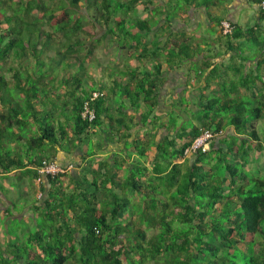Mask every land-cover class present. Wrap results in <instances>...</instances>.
Here are the masks:
<instances>
[{
  "label": "trees",
  "instance_id": "16d2710c",
  "mask_svg": "<svg viewBox=\"0 0 264 264\" xmlns=\"http://www.w3.org/2000/svg\"><path fill=\"white\" fill-rule=\"evenodd\" d=\"M160 1L163 4L157 5V0H0V180L9 181L13 169L36 178L37 167L50 160L49 151L75 149L89 127L101 126L103 119L112 131L126 129L127 134L120 137L128 140L134 117L127 124L124 100L135 111L144 106L142 125L150 123L156 128L153 111L164 83L159 57L165 55L172 69L195 59L200 51L184 34H171L173 19H185L189 9L208 10L216 2L224 5L232 0ZM247 1L258 6L259 21L252 27L211 18L219 30L222 21L232 25L229 34L220 30L217 36L228 49L240 47V40L258 41L264 31L259 0ZM82 8L86 14L80 13ZM140 12L147 16L142 18ZM153 30L160 37L167 36L161 55L160 37L152 47L143 39ZM58 33L63 41L57 42ZM80 35L93 41L91 48L105 40L114 47L123 42V47L140 51L138 62L152 48L156 50L150 58L152 70L145 63L143 72L128 66L111 70L110 77L115 78L111 93L121 103L116 114L109 115L107 96L95 100L91 104L96 114L93 123L81 118L84 102L95 88L88 87L91 76L84 72V55H77L81 53L78 48L86 44ZM208 57L195 68V74L210 85L215 77L227 73L210 62L214 56ZM64 59L69 63L63 67ZM260 68L258 80L264 77V66ZM125 77L129 82L124 84ZM237 87L236 83L225 84L220 87L223 100L213 95L200 104L199 126L189 120L174 137L158 144L153 133L135 137L132 144L140 157L149 155L155 146L163 163L157 160L152 170L146 163L139 164L123 180L117 177L120 166L115 161L112 176L101 185L110 183L120 194L103 185L100 194L81 183L69 186L64 168L63 173L46 176L49 188L45 198L42 192L34 205L35 215L24 222H11V207L4 209L0 264H264V177L247 178L244 172L250 152L263 150L264 134L259 135L253 123L264 124V103L250 108L232 99ZM171 122L176 129L175 121ZM224 122L234 130V136L224 141L226 150L217 145ZM206 129L214 134L209 150L197 151L193 163L183 168L178 159ZM108 134L112 141L111 131ZM178 141L182 144L177 148ZM51 158L55 160L53 153ZM91 185L98 187L94 182ZM0 192L7 193L1 183ZM130 192L141 199L140 204L128 197ZM144 226L156 233L148 237ZM11 231L16 232L14 237Z\"/></svg>",
  "mask_w": 264,
  "mask_h": 264
},
{
  "label": "crops",
  "instance_id": "0c3cea01",
  "mask_svg": "<svg viewBox=\"0 0 264 264\" xmlns=\"http://www.w3.org/2000/svg\"><path fill=\"white\" fill-rule=\"evenodd\" d=\"M157 2V5L163 4L160 0H157ZM257 11L258 6L247 0H232L224 5H219L218 2H216L215 6H210L208 10L203 8L189 9L185 19L179 17L173 19L172 29L170 30L172 32L171 34H184L185 37L194 41L195 47L197 44L200 46V51L196 48L198 54L195 56V59L180 63L177 68L169 69L166 63V56L161 55L163 52L161 48H163L167 36H158L159 31L157 30H153L146 35L143 39L146 41L147 46L150 45L149 47H152L157 38L160 37V39H158L160 43V52L158 53L161 55L159 57V62L162 65L164 83L157 95V107L153 111V115L157 118L156 128L153 129L150 123L145 126L142 125L140 114L146 111L144 106H141V108L135 111L130 107L129 102L124 100V106L127 109L125 111L127 124L129 118L134 117L133 127L132 130H130L132 137L128 138V140L120 137L123 134H127L126 129L122 128L118 133L115 127V130L112 131V128H109V122L103 119L101 126L89 127L88 132H86L79 141H76L75 149L70 148L68 152L56 149L47 153L50 160H53L51 158L53 153V155H55L54 161L60 166L62 165L67 171L68 177L66 179V184L74 186L76 183H81L86 190L90 192L96 191L100 194L103 185H101V183L112 176L111 171L116 167L115 165L113 166L115 161H118L120 166L116 172L118 179H126L130 171L139 164L145 165L146 163L147 167L152 170L153 163L157 162V160L163 163L155 146L149 149V155L140 157L132 144L133 139L153 133L155 135L154 142L158 144L166 137H174L176 130L180 131L181 129L179 128L186 125V122L189 120L196 126H199L202 117V112L199 107L200 104L213 95L216 96L217 99L223 100L224 97L223 93L220 91V87L222 88L225 84L228 85L232 82L236 83V86H238L235 88L236 90L234 89L231 93L230 97L232 99L246 103L250 108H255L263 104L264 77L258 80L259 77H257V74L261 71V68L259 70V66H264V62L259 65V61L261 59L264 60V31L259 33L258 41L248 42L240 40L237 42L240 47L228 49L224 43L217 40V36L220 34L219 26H216L214 22L211 21V18L221 17L238 23L244 28L252 27L259 21ZM140 16L144 18L147 14L140 12ZM201 26H204L203 28L207 31L204 30V32L200 33V28L198 27ZM261 26L264 28V22L261 23ZM197 32L201 34L199 40H202L198 43L195 42ZM98 36L102 37L103 34H98ZM92 42L93 41L87 40L85 46L78 48L81 49V51H85V54H83L84 72L86 76H91L88 87L93 86L95 88L92 92H103L105 95L104 98L107 96L106 113L114 115L121 102L115 94L111 93L115 78L110 77L112 71L111 69H107L108 66L111 63L113 70L114 68L126 70L125 66L130 68L139 67L138 71L143 72L145 68L143 63H145L146 68L152 70L153 66L150 58L152 53L156 52V50L152 48L154 50L147 53V56L142 62H138V53L140 51L137 53L133 48L119 47L120 45L110 49L107 46L111 43L108 44L105 40L106 43L103 42L99 46L108 49L109 53H105L101 56V63L99 61L94 64L92 69L97 70L99 73L96 74L95 72V75L87 71L85 64V56L88 49L91 50L92 53L96 51L95 48H91L90 46ZM149 42L150 44H148ZM87 43H90L89 46ZM172 48L171 46L170 49ZM52 56H54V54ZM208 56H214L210 62H213L220 70L226 71L227 73V75L215 77L214 82L210 85H207L203 78H198L195 74V68L200 66L203 61L210 60ZM132 59L135 61L134 65ZM154 61L156 62V60ZM76 68H71V72H75ZM62 74L61 72V75ZM127 82H129L127 77L123 78V83L125 84ZM245 82L248 84L247 87L245 86ZM206 85L207 87H205ZM92 92H90V94ZM188 112L191 114L190 117L187 116ZM171 121H175L176 129ZM253 124L255 125L257 133L262 136V134H264V124L259 121H255ZM108 131H111V135L113 136L112 141L107 139L109 136ZM232 136H234L233 127L224 122L218 136L217 145L223 150H226L224 141H229ZM180 144L182 143L178 141L177 148ZM262 145L263 150L261 152H250L248 164L244 167L247 178L264 177V141ZM172 150L174 151L175 149ZM156 156L157 159L155 161ZM195 157V153H191L187 156L183 155V158L178 159L177 163L183 168H186L193 163ZM169 159L172 160L173 163L176 162L173 158L169 157ZM70 180L73 182H69ZM9 182H11V185ZM92 182L96 183L98 187L92 186ZM0 183L7 190L5 196L0 192V217L4 209L11 207L14 214L13 216L11 215V222H24V219L28 216L35 215L33 212L34 205H38L41 200V195L44 192L47 193L49 188L45 176L37 174L36 178H30L29 176H23L21 171L15 169L11 170L9 181L0 180ZM114 187L116 186L110 183H107L105 186L106 189H114L116 193L120 194L121 192ZM45 196L46 194L42 196V198H45ZM128 197L132 200L136 198L137 204L141 202V199L131 192L128 194ZM22 201L23 203H21ZM18 203L23 207L21 211L16 207ZM1 232L3 233V230H1ZM11 232V237H14L16 232ZM2 238L3 237H0L1 242Z\"/></svg>",
  "mask_w": 264,
  "mask_h": 264
},
{
  "label": "built area",
  "instance_id": "2783aa9c",
  "mask_svg": "<svg viewBox=\"0 0 264 264\" xmlns=\"http://www.w3.org/2000/svg\"><path fill=\"white\" fill-rule=\"evenodd\" d=\"M259 5L261 8L264 9V0H259ZM233 29L232 25L228 21H222L220 24V30L223 35H227L231 32ZM104 93L101 91L92 92L89 96V99H87L84 102L82 111H81V118L88 122L93 123L96 120V114L95 110L92 107V103L99 99L104 97ZM214 137V134L211 130H203L202 133L191 143V145L187 148H185L183 154L184 156H187L191 153H196L197 151L201 152H207L209 150V142ZM37 172L40 176H55L59 173H63L64 169L62 166H60L58 163H56L53 160H43L37 168Z\"/></svg>",
  "mask_w": 264,
  "mask_h": 264
},
{
  "label": "rangeland",
  "instance_id": "374dc122",
  "mask_svg": "<svg viewBox=\"0 0 264 264\" xmlns=\"http://www.w3.org/2000/svg\"><path fill=\"white\" fill-rule=\"evenodd\" d=\"M17 0H13V2H16ZM12 3V2H11ZM56 2L54 1V2H52L51 4H55ZM80 13L81 14H86V11H85V8H82V10H80ZM87 13H88V11H87ZM34 14H37L36 12H34ZM91 14V13H90ZM204 27V26H203ZM202 26L201 27H198V28H200L199 29V32L200 33H202V32H204V30L205 31H207L206 29H204ZM197 28V29H198ZM44 30L45 31H50L49 30V28L48 27H44ZM200 33H198L197 32V34H196V37H195V42L196 43H198V42H201L200 40H199V38H200V36H201V34ZM55 37H56V39L58 40L57 42H60V41H63V36H62V33H58V34H56L55 35ZM61 38V39H60ZM81 38L86 42L87 40H89L88 38H87V36L86 35H81ZM117 40V39H116ZM104 41V40H103ZM118 41V40H117ZM89 44L90 43H87V45L89 46ZM123 42H121V45L119 46V47H122L123 46ZM148 44H150V42L148 43ZM93 45V43H91L90 44V46H92ZM108 48H110V49H113L114 48V46H112L111 44H109L108 46H107ZM95 52L94 53H90V54H86V56H85V64H86V67H87V71L88 72H90V73H93V74H95V72H96V74H99L98 73V71L97 70H93L92 68L94 67V64L96 63V62H99L100 61V63L102 62V59H101V56H103V54H105V53H109V51H108V49H104L103 47H101V46H97L96 48H95ZM81 53L80 54H77V55H80V56H82L83 54H85V51H80ZM54 53L52 52V53H50V55H53ZM132 62H133V65L135 64V61L132 59ZM69 63V60L68 59H64V61H62V63L60 64V65H62L63 67L64 66H66L67 64ZM113 66L111 65V63H110V65L108 66V68L109 69H111V70H113V68H112ZM134 69V68H133ZM95 74V75H96ZM7 78L8 79H10V76L7 74ZM187 116H191V114H190V112H188L187 113ZM135 202H137V199L136 198H134L133 199ZM21 203H23V201L21 202ZM16 207H17V209L19 210V211H21V209L23 208V207H21L20 206V203H18V204H16ZM12 213H13V211H12ZM30 222H31V219H27V224L29 225V226H31V224H30ZM4 224H5V221H4ZM4 224L2 223V221L0 220V225L2 226H4ZM1 226H0V235L2 234V232H1V230H2V228H1ZM17 227H19V225H17L16 226V228ZM144 229H145V231L147 232V236L148 237H151L153 234H155L156 232H155V230H153V229H150V228H148L147 226H144ZM23 235H24V233H23ZM75 264V263H74Z\"/></svg>",
  "mask_w": 264,
  "mask_h": 264
},
{
  "label": "clouds",
  "instance_id": "9594fccd",
  "mask_svg": "<svg viewBox=\"0 0 264 264\" xmlns=\"http://www.w3.org/2000/svg\"><path fill=\"white\" fill-rule=\"evenodd\" d=\"M184 155V154H183ZM38 168V167H37ZM38 173V172H37Z\"/></svg>",
  "mask_w": 264,
  "mask_h": 264
}]
</instances>
